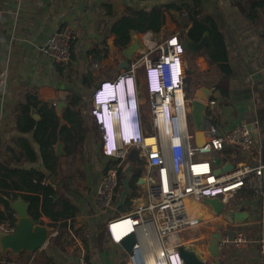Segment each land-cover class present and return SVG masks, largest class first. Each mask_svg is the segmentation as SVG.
Returning <instances> with one entry per match:
<instances>
[{
    "label": "crops",
    "instance_id": "crops-1",
    "mask_svg": "<svg viewBox=\"0 0 264 264\" xmlns=\"http://www.w3.org/2000/svg\"><path fill=\"white\" fill-rule=\"evenodd\" d=\"M193 8L200 12L199 18L206 25H217L224 37L226 60H209L205 47L198 53L186 50L184 89L192 97L204 87L210 89L204 101L217 99L219 115L215 121L224 130L238 123L248 124L255 149L264 160V61L261 57L264 0H0V70L5 67L8 70L7 84L0 92V162L11 168L43 173L44 182L56 190L53 199L56 206L51 208V213L61 212L65 201L75 210L74 215L67 213L58 219L42 212L39 219L50 231L47 243L34 252L1 253L0 264H79L81 254L89 264L126 263L124 255L128 252L110 241L107 221L114 214L129 212L146 201L149 169L143 166L136 179L133 176L142 165L134 164L120 171L114 196L119 212L101 213L95 196L107 159L102 154L101 132L92 114V95L100 81L115 77L127 68L135 53L171 35L183 38L188 34L193 25L190 11ZM155 9L162 14L159 29H132L129 43L122 45L114 27L126 16L150 14ZM62 25L72 30L71 58L67 62H58L45 51L49 37ZM135 38L140 47L129 59L125 50ZM221 65L229 66V71H224ZM31 94L39 101L29 111L35 121L41 119L45 108L53 109L59 119L47 136V140H54L55 162L50 168L41 152L38 140L43 136H37V123L28 131L20 127L25 126L23 104ZM143 112H148L146 98H143ZM26 144L34 149L35 160L27 154ZM239 157L249 160L245 155L239 154ZM18 196L1 195L9 205ZM200 205L204 212L200 215L196 209L194 214L202 220L186 234L193 241L186 248L195 252L203 264H216L207 252V243L214 231L238 228L251 238L264 234V195L256 201L245 197L244 204L236 208V211L250 210L245 222L230 223L207 202ZM1 210H5V205L0 201ZM11 211L17 219L16 211ZM0 228L13 231L15 226L6 218L0 220ZM53 231L57 233L52 234ZM177 238L172 236L170 242L174 243ZM220 251L221 264H260L257 243L241 247L226 243ZM6 257L11 260L7 261Z\"/></svg>",
    "mask_w": 264,
    "mask_h": 264
},
{
    "label": "built area",
    "instance_id": "built-area-1",
    "mask_svg": "<svg viewBox=\"0 0 264 264\" xmlns=\"http://www.w3.org/2000/svg\"><path fill=\"white\" fill-rule=\"evenodd\" d=\"M71 44L72 30L68 25H62L49 37L45 51L56 61L67 62L71 58ZM185 53L182 38L171 35L157 45L135 53L127 68L115 77L100 81L92 95V114L101 118L100 105H111L108 91L117 81L133 77L138 85L142 136L130 144L120 143L113 155L105 154L106 136H101L102 154L107 164L95 200L101 213L119 212L114 204L119 172L134 164L149 169L146 201L129 212L114 214L107 221L113 244L121 246L123 238L135 234L134 248L139 249L144 264L149 260L152 264L185 262L180 248L189 250L186 245L193 241L188 240L186 234L202 220L201 216L191 214L192 203L218 198L224 203V211H236L244 204L245 197L256 201L264 195V160L255 149L250 126L242 122L228 130L221 128L215 121L216 113L208 111L210 105L218 102L214 97L206 101L201 125L204 138L202 144L197 143L191 106L193 97L184 89ZM261 57L264 61V41ZM7 73L6 67L0 70V92L7 84ZM143 98L147 99V114L143 112ZM134 148L138 150V159L131 161L129 157ZM239 154L249 160L240 159ZM217 158L219 164L215 163ZM229 162L233 164L231 169L217 172ZM234 198H239L240 202L233 205ZM121 221H129L130 227L118 232L117 236L113 225ZM217 231L222 235L220 250L226 243L235 247L257 243L259 263L264 264V234L251 238L238 228ZM56 233L53 231L52 234ZM172 236L178 237L174 243L170 242ZM211 237L212 234L207 252ZM124 256L125 264H135L133 254ZM79 264H89L84 254L80 255Z\"/></svg>",
    "mask_w": 264,
    "mask_h": 264
},
{
    "label": "trees",
    "instance_id": "trees-1",
    "mask_svg": "<svg viewBox=\"0 0 264 264\" xmlns=\"http://www.w3.org/2000/svg\"><path fill=\"white\" fill-rule=\"evenodd\" d=\"M178 10L189 11L186 7L175 6ZM193 14V25L189 29L188 35L191 39L200 40L205 32L209 31L210 40L205 45L204 53L211 61H224L226 60V47L224 42V37L219 31L216 24L206 25L202 18H199V11L196 8L190 10ZM208 19V18H207ZM162 23V14L159 9H155L150 14L136 13L124 17L113 29L116 36L121 40L122 45L129 43L131 34L130 30L134 29L136 31H144L148 27L158 30ZM221 68L229 71V66L221 65ZM34 100V101H33ZM39 101L36 95L31 94L27 97L26 103L23 104L24 115L27 118L25 121V126L22 127L23 130L28 131L32 129L37 123L36 133L40 138L42 134L43 138H40L39 143L41 146V152L44 161L49 168L53 166L55 162V153L53 151V141L47 140V136L51 135V131L58 125L59 119L53 109L45 108L42 109V117L39 121H35L29 114L31 106H37ZM27 154L32 160H35L36 153L34 149L26 144ZM122 171V170H121ZM143 171V166L136 170L133 178H138V176ZM120 173V172H119ZM45 175L35 169H20L11 168L0 162V201L5 205V210L0 211V220L9 218L10 225L15 226L16 218L11 215V209L9 202L1 197L2 194L13 197L21 194L24 199L29 201V213L39 219L41 213L50 216L52 219L63 218L67 215H74L75 210L70 202L65 201L64 209L59 213H51V208L56 206L53 202L55 189L44 182ZM134 179V180H135ZM23 191H26L23 193ZM66 204V206H65ZM70 211V212H68ZM67 225V223L65 224ZM1 255V251H0ZM10 261V257H6ZM1 259V258H0Z\"/></svg>",
    "mask_w": 264,
    "mask_h": 264
},
{
    "label": "water",
    "instance_id": "water-1",
    "mask_svg": "<svg viewBox=\"0 0 264 264\" xmlns=\"http://www.w3.org/2000/svg\"><path fill=\"white\" fill-rule=\"evenodd\" d=\"M208 40L209 34L207 32L199 42L192 40L188 34H184L182 38V45L186 50H189L193 53H198L205 47ZM139 47L140 42L137 38H135V41L127 46L125 50V55L127 58L130 59ZM127 63L129 65L128 61ZM204 88L196 92L191 102L192 117L196 128L197 143L199 145L202 144L204 138L203 132L201 130L203 117L207 108V104L204 100L210 93V89ZM203 92H205L207 95L203 94ZM36 117H38L37 114ZM58 152L60 151L58 150ZM129 159L131 161H136L138 159L137 149H132ZM215 163L219 164L220 159L217 158ZM232 167L233 164L229 162L222 169L217 170V172L231 169ZM205 201L214 209L217 214L223 213V215H225V219L230 223L245 222L250 214L246 208L237 211H224V203L218 198H207ZM10 205L11 209L17 213V220L15 223V229L13 231H5L0 228L1 253L5 255L8 252H11L13 255H17L23 251L34 252L38 249H41L49 240L50 231L48 230V226L43 224L40 219L33 217L29 213V202L26 201L22 196H18L15 200H10ZM221 238L222 235L219 231L213 232L208 246L209 252L211 256L215 258L216 264H221V251L219 247ZM135 243V234L131 233L123 238L120 244L126 252L133 254L135 264H144L139 249L135 250L134 248ZM180 254L187 264H203V262L197 258L195 252L189 251L184 247L180 248Z\"/></svg>",
    "mask_w": 264,
    "mask_h": 264
},
{
    "label": "clouds",
    "instance_id": "clouds-1",
    "mask_svg": "<svg viewBox=\"0 0 264 264\" xmlns=\"http://www.w3.org/2000/svg\"><path fill=\"white\" fill-rule=\"evenodd\" d=\"M108 97L112 98L111 105H100L101 118L96 116L94 119L101 136H106L105 154L113 155L120 143L139 141L143 133L139 89L135 78L117 81L108 91ZM172 262L180 264L177 260Z\"/></svg>",
    "mask_w": 264,
    "mask_h": 264
},
{
    "label": "bare ground",
    "instance_id": "bare-ground-1",
    "mask_svg": "<svg viewBox=\"0 0 264 264\" xmlns=\"http://www.w3.org/2000/svg\"><path fill=\"white\" fill-rule=\"evenodd\" d=\"M164 130H166L165 127H164ZM141 201H144V197H143V199H141ZM196 209L199 210L198 214H200V215H202V213L204 212L203 207H201V205L198 204L197 202H194V203L191 204V209L189 207V210H191L190 212H191L192 215H194V212H195ZM128 222L129 221H121V222H117V223H115L113 225V230H114V232L116 233L117 236H119L118 232L126 231V230L129 229L130 226H129ZM148 264H152V260H149Z\"/></svg>",
    "mask_w": 264,
    "mask_h": 264
},
{
    "label": "rangeland",
    "instance_id": "rangeland-1",
    "mask_svg": "<svg viewBox=\"0 0 264 264\" xmlns=\"http://www.w3.org/2000/svg\"><path fill=\"white\" fill-rule=\"evenodd\" d=\"M212 110V112H214V113H216V115L218 116V114H219V108H218V104L217 103H215V104H213V105H210L209 107H208V111H211ZM94 141V140H93ZM238 202H240V200H239V198H234L233 200H232V204L233 205H235L236 203H238ZM204 209V208H203ZM249 211V213L251 214V212H250V210H248ZM68 246H70V247H72V249H73V246H71V244H69ZM74 250V249H73ZM213 259H215L213 256H211Z\"/></svg>",
    "mask_w": 264,
    "mask_h": 264
},
{
    "label": "snow or ice",
    "instance_id": "snow-or-ice-1",
    "mask_svg": "<svg viewBox=\"0 0 264 264\" xmlns=\"http://www.w3.org/2000/svg\"><path fill=\"white\" fill-rule=\"evenodd\" d=\"M174 43V42H173Z\"/></svg>",
    "mask_w": 264,
    "mask_h": 264
}]
</instances>
